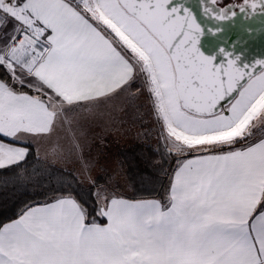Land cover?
I'll return each instance as SVG.
<instances>
[{
  "label": "snow or ice",
  "instance_id": "6c2138e0",
  "mask_svg": "<svg viewBox=\"0 0 264 264\" xmlns=\"http://www.w3.org/2000/svg\"><path fill=\"white\" fill-rule=\"evenodd\" d=\"M10 23L0 137L71 133L79 111L127 92L136 73L168 151L197 155L178 161L167 205L112 198L103 226L71 196L28 208L0 227V264H264V139L248 140L264 123V61L214 62L197 17L173 0H0V30ZM27 155L0 140V169Z\"/></svg>",
  "mask_w": 264,
  "mask_h": 264
},
{
  "label": "rangeland",
  "instance_id": "374dc122",
  "mask_svg": "<svg viewBox=\"0 0 264 264\" xmlns=\"http://www.w3.org/2000/svg\"><path fill=\"white\" fill-rule=\"evenodd\" d=\"M244 1L247 0H216L221 6ZM11 27L10 23L8 28L0 30V34ZM7 39L4 35L1 43ZM127 98L129 103L119 102ZM255 125L248 140L264 134V123L255 122ZM71 128L70 133L59 127L57 137L60 144L56 145L57 149L43 152L51 160L45 162L49 165L45 166L48 167L45 171L66 181V186L72 178L75 179L78 182L75 186L82 188L83 197L88 194L86 189L93 187L98 214L111 196L138 194L142 193L140 189L157 190L163 186L172 168L188 152L179 155L168 151V147L173 145L161 139L163 126L155 116L143 75H135L127 92L115 95L108 102H99L90 110L79 111ZM148 149H152L155 155L149 154ZM21 175L23 179L34 178L24 172ZM8 179L0 178V198L12 191L10 186L13 184ZM57 196L61 194L53 197Z\"/></svg>",
  "mask_w": 264,
  "mask_h": 264
},
{
  "label": "water",
  "instance_id": "95a60500",
  "mask_svg": "<svg viewBox=\"0 0 264 264\" xmlns=\"http://www.w3.org/2000/svg\"><path fill=\"white\" fill-rule=\"evenodd\" d=\"M183 3L201 25L198 47L201 52L219 63L223 52L239 57L237 66L264 61V8L261 0H247L241 4L219 5L216 0H173ZM255 3L257 7L251 8ZM244 7L245 10H240ZM220 12L226 18L216 19Z\"/></svg>",
  "mask_w": 264,
  "mask_h": 264
},
{
  "label": "trees",
  "instance_id": "16d2710c",
  "mask_svg": "<svg viewBox=\"0 0 264 264\" xmlns=\"http://www.w3.org/2000/svg\"><path fill=\"white\" fill-rule=\"evenodd\" d=\"M4 71L5 70L0 67V78H3ZM14 87H16L17 90L24 92H32V90L26 86L14 85ZM130 151L132 150L130 149ZM147 152L152 156L155 155L152 149H148ZM199 153H202V151ZM195 154H197L196 151L190 150L184 154V156H191ZM45 162L47 161L39 158L34 150L31 149L23 162L0 170V178L7 177L9 178L8 182L13 184L10 186V190L12 189V191L4 193V198H0V225L3 222L17 217L27 207L53 200L55 198L53 196L57 194H61V196L71 195L75 197L86 210L87 221H90L91 219H97L98 221L103 222V218L97 213V203L94 196L93 187L89 186L88 189H86L88 190L87 196L83 197V193L81 192L82 188H80L79 185L77 187L75 186L78 184L75 179L72 178L69 185L66 186V181L59 180L57 177L51 176L52 173H47L45 171V169L48 168L45 166H49ZM21 172H24L26 176L32 175L34 178L23 179ZM33 172L36 173L34 174ZM168 185V179H166L163 186H159L157 190L140 189L139 191L142 193H135L126 196L136 198L143 196H159L164 198V196H166L168 193Z\"/></svg>",
  "mask_w": 264,
  "mask_h": 264
},
{
  "label": "crops",
  "instance_id": "0c3cea01",
  "mask_svg": "<svg viewBox=\"0 0 264 264\" xmlns=\"http://www.w3.org/2000/svg\"><path fill=\"white\" fill-rule=\"evenodd\" d=\"M70 2H72V3H75V0H70ZM93 23H95V22H93ZM2 38H4V33L2 32L1 34H0V44H2L1 42H3L2 41ZM118 50H120L119 49V47H118ZM126 55H131L130 54V52L129 53H126ZM136 75V73H134V76ZM131 83V82H130ZM50 91V90H49ZM26 93H28L29 95H36L37 93H35L33 90H32V92L31 93H29V92H26ZM111 98H115V96H113V97H111ZM109 101V99H107V100H102V101H100V102H108ZM119 102H121V103H123V102H126V103H129V98H127V100H121V101H119ZM127 107H128V105H127ZM59 127L56 129V131H54L53 133H51L50 135H48V136H41L39 139H37V138H34V137H27L26 138V142H17V141H14V140H10V139H8V138H5V137H0V140H3L5 143H9V144H14V145H16V146H20V147H26V148H28V154H29V152L31 151V149H33L34 150V152L36 153V155L39 157V158H41V159H43V160H45V161H47V162H51V160H49L48 158H47V156L46 155H44V151H54V149H57V146L56 145H59L60 144V141H59V138L57 137V135L59 134ZM261 139H264V134H261L260 136H258L257 138H255V139H251V140H249L251 143H257V142H259ZM56 146V147H55ZM242 146V144L241 143H237V144H235L233 147L234 148H239V147H241ZM228 150V148L227 147H220V148H212L211 150H210V152H211V154H219V153H221V152H224V151H227ZM200 155H204V154H208V153H205V152H202V153H199ZM195 155H197V154H195ZM195 155H191V156H182L181 158H180V160L179 161H183V160H187V159H192V158H194L195 157ZM28 156V155H27ZM26 156V157H27ZM26 159V158H25ZM21 162H23V161H21ZM20 162V163H21ZM17 165V164H16ZM12 166H15V165H12ZM12 166H10V167H12ZM177 166H178V163L174 166V168L172 169V171H171V173L169 174V176H168V183H169V185H168V193H167V195L166 196H164V198H162V197H159V196H153V197H147V196H143V197H130V196H111V197H109L108 199H106V201L104 202V204L101 206V208H104V209H106L107 208V206H108V204H109V202H110V200L112 199V198H118V199H124V200H127V201H130V202H138V201H146V200H155V201H159L160 203H161V205L162 206H165V205H167L168 204V195H169V192H170V187H171V182H172V178H173V176H174V172H175V170H176V168H177ZM7 168H9V167H7ZM3 169H5V168H3ZM1 170V169H0ZM64 196H71V195H64ZM72 198H74L80 205H81V203L75 198V197H73V196H71ZM54 200V199H53ZM53 200H51V201H49V202H46V203H52L53 202ZM42 204H44V203H42ZM42 204H38V205H33V206H30V207H36V206H39V205H42ZM82 206V205H81ZM30 207H27L25 210H23L17 217H15V218H13V219H11V220H9V221H6V222H3L1 225H0V227H3L5 224H9V223H12L13 221H15V220H17V219H19L20 218V216L23 214V212L24 211H26L28 208H30ZM83 207V206H82ZM99 215V214H98ZM102 217V216H101ZM103 218V222H101V221H98L97 219H91L90 221H87V219H86V223H91L92 221H95L96 223H99V224H101L102 226L103 225H106L107 224V218L106 217H102Z\"/></svg>",
  "mask_w": 264,
  "mask_h": 264
},
{
  "label": "bare ground",
  "instance_id": "6f19581e",
  "mask_svg": "<svg viewBox=\"0 0 264 264\" xmlns=\"http://www.w3.org/2000/svg\"><path fill=\"white\" fill-rule=\"evenodd\" d=\"M255 122H257V121H256V120H254V121H252L251 123H252V124H255Z\"/></svg>",
  "mask_w": 264,
  "mask_h": 264
}]
</instances>
